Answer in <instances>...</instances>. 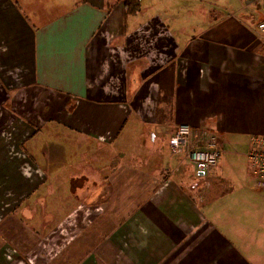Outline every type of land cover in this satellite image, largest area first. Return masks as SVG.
I'll list each match as a JSON object with an SVG mask.
<instances>
[{
    "label": "crops",
    "instance_id": "obj_1",
    "mask_svg": "<svg viewBox=\"0 0 264 264\" xmlns=\"http://www.w3.org/2000/svg\"><path fill=\"white\" fill-rule=\"evenodd\" d=\"M140 1L0 0V264H264L263 0ZM183 124L222 139L212 185Z\"/></svg>",
    "mask_w": 264,
    "mask_h": 264
},
{
    "label": "built area",
    "instance_id": "obj_2",
    "mask_svg": "<svg viewBox=\"0 0 264 264\" xmlns=\"http://www.w3.org/2000/svg\"><path fill=\"white\" fill-rule=\"evenodd\" d=\"M261 18L258 28L264 38V0L260 7ZM171 150L178 155H184L189 162L203 166L204 176L213 181L220 161L224 155L222 139L208 130L194 129L189 124L178 127L170 139ZM248 159L257 177L258 188L264 191V137L252 139Z\"/></svg>",
    "mask_w": 264,
    "mask_h": 264
},
{
    "label": "rangeland",
    "instance_id": "obj_3",
    "mask_svg": "<svg viewBox=\"0 0 264 264\" xmlns=\"http://www.w3.org/2000/svg\"><path fill=\"white\" fill-rule=\"evenodd\" d=\"M54 1V0H53ZM60 1V0H59ZM177 3V2H176ZM176 3H174L175 4V8H177V10L178 11H176V13H175V16H177L178 17V19L180 20V21H182L183 23H194V21H193V19H192V16L191 15H188V16H186V18L188 19H186L185 18V14H187V13H185V10H186V8L183 6V4L182 3H180V8H178L177 7V5H176ZM216 3H215V1L214 0H206V2H205V7H206V9L207 10H210V8H213V7H215L216 5H215ZM198 5L199 4H197L196 5V8H198ZM195 6V5H194ZM194 18H196L197 19V21L200 19V16H195ZM260 19V18H259ZM200 23H202V22H200ZM130 128H126L125 130H124V132L120 135V137H119V141L120 140H124V139H127L128 137L127 136H131L132 138H131V142H135V137L137 136V135H134V133H131L130 131ZM138 143V142H137ZM136 143V144H137ZM129 145H130V143H129V141L126 143V146L125 147H127L126 149H128V147H129ZM134 145V144H133ZM140 144L138 143V146H139ZM170 145V144H169ZM121 147V144H117L116 146H115V148H114V152L113 153H115L116 154V157H115V159L114 160H111V162H114V165H115V167L116 166H119V165H121V164H123V163H125V160H123L120 156H119V154L121 153V152H123L124 151V148H120ZM243 160H245V168L246 169H248V167H249V163H248V161H247V159L246 158H243ZM225 166V165H224ZM204 179V181H206V177L205 178H203ZM207 182L209 183V184H213V182H209V180L207 179ZM101 194H104V192L102 191L101 192ZM63 208H61V210H62Z\"/></svg>",
    "mask_w": 264,
    "mask_h": 264
},
{
    "label": "trees",
    "instance_id": "obj_4",
    "mask_svg": "<svg viewBox=\"0 0 264 264\" xmlns=\"http://www.w3.org/2000/svg\"><path fill=\"white\" fill-rule=\"evenodd\" d=\"M125 6L126 16H132L140 13L142 6L140 0H122Z\"/></svg>",
    "mask_w": 264,
    "mask_h": 264
},
{
    "label": "water",
    "instance_id": "obj_5",
    "mask_svg": "<svg viewBox=\"0 0 264 264\" xmlns=\"http://www.w3.org/2000/svg\"><path fill=\"white\" fill-rule=\"evenodd\" d=\"M199 169H200L201 173H202V174H204V172H203V171H204V168H203V166H200V168H199Z\"/></svg>",
    "mask_w": 264,
    "mask_h": 264
}]
</instances>
